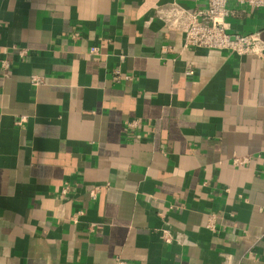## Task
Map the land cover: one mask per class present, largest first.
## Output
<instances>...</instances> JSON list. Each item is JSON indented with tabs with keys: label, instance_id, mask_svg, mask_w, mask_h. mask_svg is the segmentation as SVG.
I'll use <instances>...</instances> for the list:
<instances>
[{
	"label": "crops",
	"instance_id": "obj_1",
	"mask_svg": "<svg viewBox=\"0 0 264 264\" xmlns=\"http://www.w3.org/2000/svg\"><path fill=\"white\" fill-rule=\"evenodd\" d=\"M173 1L0 0V264H264V58L184 49Z\"/></svg>",
	"mask_w": 264,
	"mask_h": 264
},
{
	"label": "built area",
	"instance_id": "obj_2",
	"mask_svg": "<svg viewBox=\"0 0 264 264\" xmlns=\"http://www.w3.org/2000/svg\"><path fill=\"white\" fill-rule=\"evenodd\" d=\"M199 1V0H197ZM235 1L238 5L246 6L252 10L264 8V0H206L207 5L202 9L190 10L182 7L173 1L167 4L155 5L152 9V19L158 20L163 27L170 31H177L182 34V47L187 50H215L227 52L237 57H257L264 58V40L258 33L243 34L238 32H230L228 18L231 13L228 4ZM176 49L172 45L162 47L163 55L175 53ZM20 55H27L26 50H21ZM92 55H98L97 48L91 49ZM0 67L4 70L9 68L7 59L0 57ZM187 75H192L189 69ZM115 80L130 79L129 76L123 75L119 70L113 73ZM41 82L39 77H34L32 83L37 85ZM26 117H21L16 124L22 127L26 122ZM139 127V121L129 120L125 123L127 130H135ZM249 162L248 158L234 157L233 165L243 167ZM99 186L91 189L89 196L93 201L97 200ZM67 195V188L60 192L61 198ZM76 220V217H74ZM213 230V223L208 226ZM163 239L166 243H171L172 239L164 235Z\"/></svg>",
	"mask_w": 264,
	"mask_h": 264
}]
</instances>
